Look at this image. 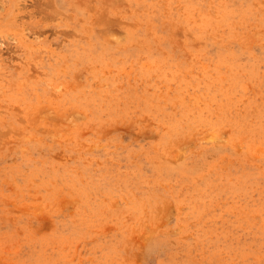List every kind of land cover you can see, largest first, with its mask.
I'll use <instances>...</instances> for the list:
<instances>
[{
  "label": "rangeland",
  "instance_id": "374dc122",
  "mask_svg": "<svg viewBox=\"0 0 264 264\" xmlns=\"http://www.w3.org/2000/svg\"><path fill=\"white\" fill-rule=\"evenodd\" d=\"M0 264H264V0H0Z\"/></svg>",
  "mask_w": 264,
  "mask_h": 264
}]
</instances>
